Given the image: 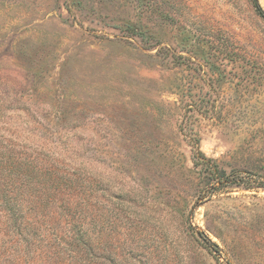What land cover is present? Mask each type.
Instances as JSON below:
<instances>
[{
	"label": "rangeland",
	"instance_id": "374dc122",
	"mask_svg": "<svg viewBox=\"0 0 264 264\" xmlns=\"http://www.w3.org/2000/svg\"><path fill=\"white\" fill-rule=\"evenodd\" d=\"M0 264H264L251 0H0Z\"/></svg>",
	"mask_w": 264,
	"mask_h": 264
},
{
	"label": "trees",
	"instance_id": "16d2710c",
	"mask_svg": "<svg viewBox=\"0 0 264 264\" xmlns=\"http://www.w3.org/2000/svg\"><path fill=\"white\" fill-rule=\"evenodd\" d=\"M256 12L264 18V11L260 7L259 3L257 0H251ZM199 158L204 160L202 161V164L199 167V172L203 175L205 180L207 181L208 184H211V188L214 189V191H220L223 190L224 188H228L230 186H240L242 183H237L239 181L235 180H230L229 174H226L225 171L221 168H219L216 163L210 159L205 157V155L199 151L198 149L195 151V154L193 156V165L195 167L198 166V161ZM238 184V185H237ZM248 187L245 188H250V185H246ZM262 187V186H261Z\"/></svg>",
	"mask_w": 264,
	"mask_h": 264
}]
</instances>
